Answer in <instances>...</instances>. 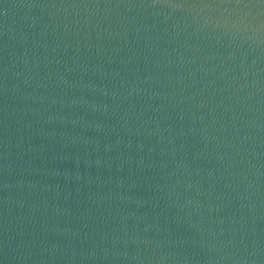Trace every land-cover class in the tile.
Returning a JSON list of instances; mask_svg holds the SVG:
<instances>
[{"label":"water","instance_id":"obj_1","mask_svg":"<svg viewBox=\"0 0 264 264\" xmlns=\"http://www.w3.org/2000/svg\"><path fill=\"white\" fill-rule=\"evenodd\" d=\"M0 264H264V0H0Z\"/></svg>","mask_w":264,"mask_h":264}]
</instances>
